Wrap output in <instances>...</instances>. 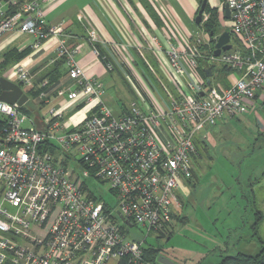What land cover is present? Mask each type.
Returning <instances> with one entry per match:
<instances>
[{
  "label": "built area",
  "instance_id": "obj_1",
  "mask_svg": "<svg viewBox=\"0 0 264 264\" xmlns=\"http://www.w3.org/2000/svg\"><path fill=\"white\" fill-rule=\"evenodd\" d=\"M225 3L235 44L205 59L232 72L230 86L213 85L212 78L205 85L194 47L184 43L180 52L156 44L162 79L148 82L129 57L125 73L138 102L114 115L102 100L103 84L87 77L76 51L67 48L63 24L45 27L39 0H0V38L26 34L35 47L54 38L73 81L49 97L48 81L36 88L26 66L5 76L25 93L40 89L44 127L0 102V264H159L146 258L147 239L165 234L172 223L177 195L198 167L197 135L247 114L264 88V0ZM88 38L97 41L93 29ZM87 106L88 115L66 130L65 117Z\"/></svg>",
  "mask_w": 264,
  "mask_h": 264
},
{
  "label": "rangeland",
  "instance_id": "obj_2",
  "mask_svg": "<svg viewBox=\"0 0 264 264\" xmlns=\"http://www.w3.org/2000/svg\"><path fill=\"white\" fill-rule=\"evenodd\" d=\"M213 2L216 0H208L207 3ZM219 6L205 11L199 27L194 24V20L189 22L181 17H172L168 11L166 16L162 11H156L161 19L163 28L161 33L166 48L172 46L182 52L186 43L196 49L198 60L204 61L205 58L212 56L216 37L223 31L230 32V26H226L228 21L224 19L223 14L224 0H220ZM125 13L137 18L133 11ZM126 22L131 26L136 24L146 42L133 48V54L140 59L145 57L150 66L156 69L153 62H156L154 56L157 54L153 47L158 45L160 49H166L159 42L156 45L157 37L146 32L139 18L134 22L126 17ZM207 24L212 25L215 30V35L211 38L212 42L204 26ZM230 44H235L234 37L230 39ZM217 68L222 70L227 67L217 65ZM120 70L121 74L113 72V78L106 76L102 79L104 84L102 100L114 115L119 114L123 107L127 108L132 101L138 102L131 79L122 68ZM154 71L158 73L157 70ZM213 71H215L213 85L218 84L226 88L223 73L215 69ZM196 72L201 78L198 68ZM259 117L264 116L260 113ZM220 122L221 120L215 126L206 127L197 135L198 138L206 140L205 146H201L200 141L197 140L200 153L195 163L198 166L197 179L194 186L188 185L187 195L180 192L183 205L178 216L174 214L170 231L165 233L167 236L156 237L151 233L147 239L148 246L163 247L162 256L170 257L171 253H174L181 256L186 261L185 264H197L203 258L204 264H212L216 261L217 254L215 255L214 251L218 248L226 250L224 256H235L238 253L257 254L260 245L252 237L251 229L256 210L262 214L259 232L264 240V187L256 191L258 202L254 205L250 184L246 183V174L257 173L264 169V143L257 144L256 141L249 140L248 132L243 131L237 123V127L228 130L221 126ZM29 125V123L24 124V127ZM101 189L104 192L106 187L103 185ZM108 199L109 196L106 195L105 200ZM8 210L12 211L10 208ZM139 232L136 228H132L130 234L140 238Z\"/></svg>",
  "mask_w": 264,
  "mask_h": 264
},
{
  "label": "crops",
  "instance_id": "obj_3",
  "mask_svg": "<svg viewBox=\"0 0 264 264\" xmlns=\"http://www.w3.org/2000/svg\"><path fill=\"white\" fill-rule=\"evenodd\" d=\"M39 1L40 5L45 9V14L42 19L43 25L45 27H52L62 23L64 26L66 46L69 50L76 51L75 59L78 66L87 77H94L102 84V79L104 77L108 76L113 78V72L121 74L118 65H121L124 71L128 73L125 63L127 59L130 57L135 61L136 58H139L133 54V48L141 46V44L144 43L146 44L143 35L137 29V25L134 24L131 26V24H128L126 22V17L128 20L131 18L134 22L139 18L146 32L152 33L157 37V40L155 39L156 44L159 42L165 49L166 42L161 33L163 31L161 19L156 11H162L165 16L166 11H168L172 17H181L191 22L194 20L195 13L200 5L198 0ZM207 5L209 8L220 7V0H216V2L212 4L207 3ZM126 11H133L137 18L134 17V19L128 15V13H125ZM226 26H230L229 21L226 23ZM89 29H93L96 32L97 41H90L88 38ZM35 41L36 39L34 37L26 34H9L0 38V63L7 57L9 58L12 57V55L15 56L22 51L28 50V53L21 59L9 63L8 67L5 69L6 71L3 73L6 76L10 69L16 65L26 66L31 73L34 85L38 88L39 83L45 80V77L53 70L55 63L63 58L58 57L56 54V41L54 38H48L42 41L38 47L34 46ZM123 46L127 47V53L122 51ZM130 53L133 56L130 55ZM154 60L158 64L157 56H154ZM106 64L113 65L112 70H107ZM57 74L58 78H56V82L49 87V97L52 96L53 88H69L73 85V81L68 79L65 62L59 68ZM39 103L40 101L37 97L30 101L32 107H34V111L31 112L29 117L33 120L36 128L42 129L44 127L43 114L38 109ZM89 112L90 106H87L67 115L64 119L66 130L73 129ZM260 113L264 116V88L257 93L254 100L249 104V111L247 114L240 118H224L221 120L220 125L229 130V128L233 129L237 127V123L243 131L246 130L248 132L247 135L249 136V140L256 141L257 144H263L264 117H259ZM246 176V183L250 184L253 204L257 205L258 199L256 191L264 187V169L257 173L246 174ZM196 179L195 176L191 181L184 183L180 192H184L187 195L188 185L194 186ZM180 192L177 195L178 199L174 209V214H177V216L183 205ZM173 222L174 221H172V224ZM261 223L262 222H260L259 226ZM167 231H170V229ZM258 234L263 240L259 228ZM225 253L226 250H221L220 248L214 251L217 257L216 261L212 264H219L221 261L219 259H222ZM166 258L172 260L175 264L186 263L181 256L174 253H171L170 257ZM197 264H204V258L199 260Z\"/></svg>",
  "mask_w": 264,
  "mask_h": 264
},
{
  "label": "trees",
  "instance_id": "obj_4",
  "mask_svg": "<svg viewBox=\"0 0 264 264\" xmlns=\"http://www.w3.org/2000/svg\"><path fill=\"white\" fill-rule=\"evenodd\" d=\"M200 3H201V0H200L199 4ZM208 8H209L208 5H206L205 11H207ZM204 26L207 28L206 31H207L208 37H209L210 41L212 42L211 38L214 37L215 30H214L213 26L210 24H207ZM197 27H199V26H197ZM213 46H214V44H213ZM27 53H28V50L22 51L15 56L12 55V57H9V58L7 57L3 62H1L0 63V77L2 74H4L3 72L6 71L5 69L8 67L9 63H11L13 61L15 62V61L21 59ZM10 58H12V59H10ZM134 62H135L134 65L136 66L138 72L141 73L143 76H145L147 78L148 82L151 81V82H154L155 85H158V83H159L158 80L161 79L162 75H161V73H159L157 62H153L156 69H153L150 66V64L146 61L145 57L144 58L142 57V59L136 58ZM207 62H208L207 59H205L204 61L198 60V67L197 68H198V71L200 72V76L202 79H204L203 69L207 66ZM63 63H64V59H60L59 61H57L54 65L53 70L45 77V79L48 81V84H49L47 89H49V87H51L53 85V83L56 82V78H58L57 72H58L59 68L63 65ZM218 68H217V65L214 63L213 70L215 69V70H217V72L223 73V77L225 79V85L227 87H229L230 86L229 77L232 74V72L227 68H224L222 70L218 69ZM154 70H157L158 73H156ZM213 75H215V71H213ZM212 79H213V76H212ZM159 87L160 86H158V88ZM167 87L170 89V87L168 85H167ZM39 90L40 89H37V90L32 89L26 93V95L28 96V102L24 106L19 107L20 111H22L23 113H25L28 116L31 114L32 111H34L33 110L34 107H32V105L30 104V101H32V99L37 97ZM0 93H1V89H0ZM122 109L125 110L126 108L123 107ZM2 127H3V123L0 120V136H1ZM197 140L200 141L201 146L206 145V140L204 138H198V137L195 139V147H196V151H197V156L199 158L200 153H199V148L197 145ZM195 174L196 173H193V178L196 176ZM254 216H255V219H254V223L252 224L251 229H252V237H254L260 245V250L258 251V253L255 255H246V254L238 253L235 256H224V257H222L219 264H264V240H262L258 234V228H259V224L262 220V214L260 211L256 210L254 213ZM177 218L180 219V217H177ZM161 236L164 237L166 235L163 234ZM162 248L160 246H149V248L145 252L146 258L150 259L153 262L156 261L158 256L161 255V251L163 250Z\"/></svg>",
  "mask_w": 264,
  "mask_h": 264
},
{
  "label": "water",
  "instance_id": "obj_5",
  "mask_svg": "<svg viewBox=\"0 0 264 264\" xmlns=\"http://www.w3.org/2000/svg\"><path fill=\"white\" fill-rule=\"evenodd\" d=\"M207 1L208 0H201L198 10L194 16V24L196 26H200L202 23L203 14L205 12ZM223 14H224V19L228 21L230 19V11L228 8V4L226 3L223 6ZM230 49H231L230 34L228 31H223L215 39L212 56L213 58H218L221 53L226 52ZM213 68H214V63L213 61L209 60L207 62V66L203 69L204 82L206 86H210L211 84V78L213 76ZM0 89H1L0 102L7 103L10 105H16L18 107H22L28 102V96L20 88V86L4 76L0 77ZM0 142H2L1 139ZM157 262L159 264H175V262L162 255L158 256Z\"/></svg>",
  "mask_w": 264,
  "mask_h": 264
}]
</instances>
